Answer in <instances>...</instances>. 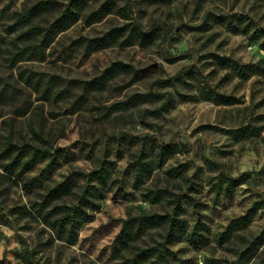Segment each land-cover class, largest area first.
I'll list each match as a JSON object with an SVG mask.
<instances>
[{
    "label": "rangeland",
    "instance_id": "obj_1",
    "mask_svg": "<svg viewBox=\"0 0 264 264\" xmlns=\"http://www.w3.org/2000/svg\"><path fill=\"white\" fill-rule=\"evenodd\" d=\"M37 1L0 0V264H119L112 244L127 211L173 209L172 196L152 203L135 186L131 162L141 150L159 163L146 186L183 195L189 233L209 228L200 249L189 235L166 243L164 264H264V0H116L99 19L91 13L104 0H92L40 55L13 64L18 16ZM247 126L259 133L245 135ZM33 128L72 160L47 157L18 177L7 149L43 144ZM93 156H107L114 181L69 244L34 208L43 189H25L23 178L73 182L64 201L76 203ZM163 234L152 229L137 244Z\"/></svg>",
    "mask_w": 264,
    "mask_h": 264
},
{
    "label": "trees",
    "instance_id": "obj_2",
    "mask_svg": "<svg viewBox=\"0 0 264 264\" xmlns=\"http://www.w3.org/2000/svg\"><path fill=\"white\" fill-rule=\"evenodd\" d=\"M91 1L68 0L67 3L62 4L58 0H39L31 7L26 8L18 16V22L23 30L16 36L15 50L10 52L11 62L14 64L18 60L40 55L44 45L50 44L59 33L68 30L86 14ZM115 3L116 0H104L100 8L91 15H96L97 19L102 18L111 11ZM128 4L129 0H125V7ZM48 12L56 13L48 26L34 24L35 20ZM118 65L129 67L122 63ZM243 130L245 135L250 136L259 133L255 126H247ZM226 131L237 133L242 130L230 129ZM33 133L43 144L17 146V152L11 148L7 149L11 158L7 169L11 173L22 177L28 169L47 157H51V161L71 162L72 159L67 149L49 144L42 129L33 128ZM89 157H92L91 154ZM93 157L95 162L93 169L79 172L80 176L85 177V183L77 194L76 203L68 204L64 201L67 197L75 195L77 184L73 182L62 180L47 184L42 174L27 179L23 178L25 189L29 191L35 187L43 189L41 200L35 202L34 208L55 236L69 244H75L81 227L94 219L95 211L107 198L112 181H114L115 170L107 156ZM131 166L135 186L146 189L142 195L152 203L161 202L168 196H172L170 201L173 204V209L164 212L145 209L138 212L127 211V216L122 220L121 230L112 244L113 256L120 260L119 264H164L168 258L164 250L165 244L181 240L185 235H189V240L195 248L200 249L206 246L209 243V237L205 233L209 231V228L205 224L199 223L193 232L189 233L187 224L182 217L183 195L175 194L168 189L146 186L159 166L157 158L151 153L141 150L134 154ZM244 179V177L230 178L227 188L243 183ZM117 191L125 198L131 195L121 186ZM152 229L162 230L164 241L148 247L139 246L137 242L142 240Z\"/></svg>",
    "mask_w": 264,
    "mask_h": 264
}]
</instances>
